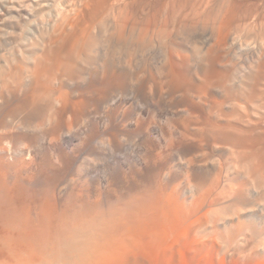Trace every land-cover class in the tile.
<instances>
[{
    "label": "bare ground",
    "instance_id": "6f19581e",
    "mask_svg": "<svg viewBox=\"0 0 264 264\" xmlns=\"http://www.w3.org/2000/svg\"><path fill=\"white\" fill-rule=\"evenodd\" d=\"M65 1L72 11L69 44L66 46L72 53L84 54L90 69L97 70L104 65L103 85L92 88L98 91L101 99H106L110 92L109 98H113L116 89H124L126 94V84L129 88L131 83L128 81L141 77L132 63L133 58H145L154 51L155 41L165 39V69L162 71L168 80L165 86L184 93L190 107L189 119L196 122L194 131L203 139V134H210L218 145L232 150L238 165L252 167L246 179L241 177L242 181L238 179L241 183L236 188L227 190L229 172L220 166L215 173L217 175L209 185L206 184L207 188L201 184L198 206L201 207L213 193L222 204L229 199L230 206L245 200L247 193L245 196L243 189L248 182L257 176L264 178V0ZM147 8L151 10L144 16L145 20L138 21L139 15L146 14ZM169 43L176 46L175 51L169 49ZM41 60H37L35 66L37 81L26 93L22 104L23 107L38 109V117L43 115L45 119L55 103L50 99L52 86L41 82V75L49 77L55 65L71 75L77 72L79 75V70L76 63L70 61L57 59L48 63ZM253 66H256V71L251 70ZM89 67L83 70L88 71ZM149 75L151 80L158 82L156 75ZM159 84L163 89L164 85ZM66 95L62 91L60 101L68 103L70 99ZM88 96L74 100L69 109L76 112ZM0 127L6 129L9 124L3 122ZM34 128L39 126L34 124ZM192 129L186 123L184 135L188 136ZM0 136V189L10 204L0 202V264H153L142 252L138 241L144 233L143 224L150 220V215L162 211L169 203L165 200L150 201L148 197L133 213L119 214L111 220L101 219L96 223L90 218V212L84 221L83 211L57 210L48 197L40 201L39 212L33 215V195L23 180L25 177L15 179L11 186L5 185V154L8 151L2 147L5 136ZM240 169L237 168L238 174ZM173 192L176 193L177 188H173ZM176 209L179 222H185L190 210L180 205ZM244 209L249 211L245 205ZM242 212L243 209L236 206L232 215L224 213L219 218L208 220L209 240L189 238V230L199 228L204 217L196 224L174 227L171 230L178 234V245H168L166 251L162 245L156 252L163 250V257L154 264H178L174 257L177 251L186 254L183 264H227V256L234 257L232 264H264V232H259L253 239L241 219ZM221 223L225 226L231 224L237 236L243 237V244L223 250V259L218 256L221 247L218 248L215 237L220 236ZM149 224L152 226L151 222ZM84 228L89 232L83 231ZM227 240L232 241V237L229 235Z\"/></svg>",
    "mask_w": 264,
    "mask_h": 264
},
{
    "label": "rangeland",
    "instance_id": "374dc122",
    "mask_svg": "<svg viewBox=\"0 0 264 264\" xmlns=\"http://www.w3.org/2000/svg\"><path fill=\"white\" fill-rule=\"evenodd\" d=\"M65 2L0 0V126L3 122L9 124V128L0 127V134L5 136L2 147L8 151L4 153L7 159L5 185L11 186L15 179L26 178L23 180L33 195V215L39 212L40 201L50 197L48 199L57 210L83 211L84 221L90 212V218L96 223L101 219L111 220L119 214L133 213L148 197L150 201L165 200L169 204L150 215L151 221L143 224L144 233L138 241L142 252L153 264L163 257V250L156 252L162 245L165 251L168 245H178V234L171 229L196 224L204 217L199 228L189 230V238L209 240L211 230L207 221L224 213L232 215L236 206L243 209L241 219L253 239L259 232H264L262 177L257 176L248 182L243 189V193H247L246 199L237 201L234 206L228 204L229 199L222 204L215 199V193L201 207L198 206L200 187L203 184L208 187L220 166L229 172L227 190L236 188L246 179L252 167L238 165L232 150L227 147V151L226 147L218 145L210 134H203V139L194 131L196 122L189 119L190 107L184 93L165 86L168 83L162 74L165 39L155 41L154 51L145 58H133L132 63L141 77L128 81L131 83L129 88L126 84V94L124 89H116L113 98H109L110 92L109 99H101L94 89L104 83V65L91 70L85 63L84 54L72 53L66 46L69 44L72 11ZM150 10L147 8L146 14L139 15L138 21L145 20L144 16ZM168 45L171 51L176 50L175 45ZM171 46H175L174 49ZM57 59L76 63L79 75L78 72L66 73L59 65H55L49 77L41 75V82L51 84L53 93L50 99L55 103L49 117L43 119V115L38 117V109L23 107L22 101L37 81V60L54 63ZM88 67V71L83 70ZM251 70L256 71V66ZM150 73L158 77V82L151 80ZM159 83L164 85L163 89ZM62 91L70 99L68 103L60 101ZM85 95L91 96L87 97L86 104H81L76 112L69 109L74 100ZM186 123L193 128L188 136L184 135ZM34 124L39 128H34ZM238 167L242 168L239 174ZM173 188H177L176 193ZM0 195V202L9 204L2 189ZM179 205L191 212L185 222L178 220L176 208ZM82 207L89 211L85 212ZM212 210L215 212L209 213ZM219 234L215 237L218 248L221 247L218 255L221 259L225 248L243 244V237L237 236L231 224L225 226L221 223ZM229 235L232 241L227 240ZM174 257L178 264L186 260L183 251H177ZM233 260L232 256L226 257L227 264Z\"/></svg>",
    "mask_w": 264,
    "mask_h": 264
}]
</instances>
